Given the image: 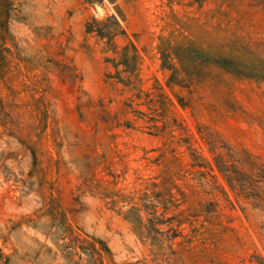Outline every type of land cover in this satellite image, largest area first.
Wrapping results in <instances>:
<instances>
[{"label": "rangeland", "instance_id": "1", "mask_svg": "<svg viewBox=\"0 0 264 264\" xmlns=\"http://www.w3.org/2000/svg\"><path fill=\"white\" fill-rule=\"evenodd\" d=\"M0 264H264V0H0Z\"/></svg>", "mask_w": 264, "mask_h": 264}, {"label": "trees", "instance_id": "2", "mask_svg": "<svg viewBox=\"0 0 264 264\" xmlns=\"http://www.w3.org/2000/svg\"><path fill=\"white\" fill-rule=\"evenodd\" d=\"M113 20V29L100 26V22L93 21L94 24L86 23V31L88 33H95L99 37L106 38L107 41L111 42L114 37L122 35L124 33L123 28L118 24V22L114 18ZM139 59L140 57L135 45L129 42L121 48V51L118 53V56L116 58L106 59L107 62H109L115 69V74L109 75V77L116 79L118 82H121L126 86L130 85L132 83V75L137 71ZM122 73H124L125 76H122ZM198 158L202 159L200 157ZM206 164L209 170L212 171V167L209 165V163L206 162ZM195 166L202 167L204 165H202L201 163H196Z\"/></svg>", "mask_w": 264, "mask_h": 264}]
</instances>
